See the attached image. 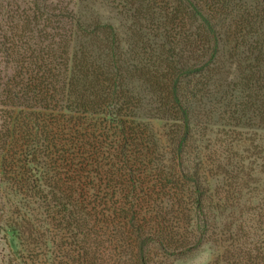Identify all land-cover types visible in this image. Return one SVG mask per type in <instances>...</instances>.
<instances>
[{"label": "trees", "instance_id": "16d2710c", "mask_svg": "<svg viewBox=\"0 0 264 264\" xmlns=\"http://www.w3.org/2000/svg\"><path fill=\"white\" fill-rule=\"evenodd\" d=\"M44 1L0 27V264H264V0Z\"/></svg>", "mask_w": 264, "mask_h": 264}, {"label": "rangeland", "instance_id": "374dc122", "mask_svg": "<svg viewBox=\"0 0 264 264\" xmlns=\"http://www.w3.org/2000/svg\"><path fill=\"white\" fill-rule=\"evenodd\" d=\"M32 1L36 0H0V27H2V31H4L7 36L10 35L11 31L7 28V24L10 23L11 19V11L14 9H23L32 5ZM38 1V0H37ZM41 4H43L44 0H39ZM57 0H47L46 3L56 4ZM63 4H67L70 8H76V10H92L98 15V18L103 21H108L113 23L116 27H121L122 29H126V20L123 16L118 13L112 6L104 0H62ZM8 44V43H7ZM0 43V49L3 47ZM6 57L2 53V49L0 51V70L11 74L14 69V62L6 63ZM150 125L159 133H163L164 124L161 120L154 119L149 121ZM162 141L164 140V136L162 137ZM220 180L217 178H213L212 184L213 186L217 185ZM216 255L215 250L213 249L211 244H206L200 249L192 252L187 257L178 260L174 264H208L210 261L214 259Z\"/></svg>", "mask_w": 264, "mask_h": 264}]
</instances>
